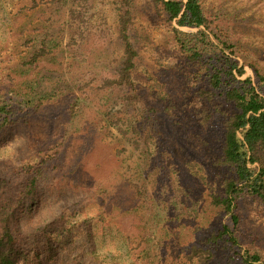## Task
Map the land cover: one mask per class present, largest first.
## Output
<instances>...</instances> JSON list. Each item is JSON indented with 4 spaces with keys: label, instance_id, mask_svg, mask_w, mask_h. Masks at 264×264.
<instances>
[{
    "label": "rangeland",
    "instance_id": "1",
    "mask_svg": "<svg viewBox=\"0 0 264 264\" xmlns=\"http://www.w3.org/2000/svg\"><path fill=\"white\" fill-rule=\"evenodd\" d=\"M131 1V41L141 57L133 73V102L127 97L134 93L127 89L102 88L105 80L115 79L125 58L118 35L126 0H66L60 25L64 53L41 60L29 72L22 67L26 52L21 34L40 29L50 11L35 12L32 0H0V93L24 89L38 75L44 98L27 125L0 136V180L24 181L23 169L41 168L50 159L38 206L20 225L22 234L29 235L66 215L71 239L57 246L51 264H190L186 256L221 223L208 202L211 194H220L225 172L217 166L214 142L202 125L204 111L214 105L200 98L195 68L180 52L173 32L198 30L170 22L152 0ZM202 3L210 15L220 17V34L235 45L241 64L253 63L264 73V0ZM246 78H254L250 66ZM67 86L72 93L66 96ZM76 96L84 105L75 119L68 107ZM216 102L224 112L234 111L232 105ZM149 106L162 111L158 122L169 141L163 161L168 179L154 166L159 146L134 145L133 125ZM110 116L113 120L98 133L100 120ZM194 205L199 220L189 216ZM156 209L164 210L166 218L160 242H148L149 218ZM240 211L245 246L264 257V206L253 199ZM85 220L92 222L91 231ZM36 236L30 235L31 244L42 246L43 237L36 241ZM215 255L212 264H229L223 248Z\"/></svg>",
    "mask_w": 264,
    "mask_h": 264
},
{
    "label": "trees",
    "instance_id": "2",
    "mask_svg": "<svg viewBox=\"0 0 264 264\" xmlns=\"http://www.w3.org/2000/svg\"><path fill=\"white\" fill-rule=\"evenodd\" d=\"M152 1L158 10L163 8L170 22H176L182 28L198 30L186 34L174 28L173 32L180 52L195 68V82L200 98L214 105L213 109L204 111L202 125L208 138L214 142L218 154L217 166L225 172L220 194H211L208 202L209 207L221 215L220 226L202 247L192 249L186 256L187 262L212 264L216 259L215 250L223 248L229 264H264L261 253L245 246L246 233L240 211L245 202L253 199L264 206V73L253 63L241 64L235 45L228 37L220 34L221 30L216 25L220 17L210 15L202 0ZM32 2V10L38 13L50 11L51 16L40 29L27 35L21 34L26 52L22 63L25 72L35 69L45 58L64 53L60 25L63 19L61 11L66 0ZM124 5L126 9L119 18L118 39L125 58L115 79L105 80L102 88L127 89L134 93L127 97L129 102H133L137 99L133 73L141 57L130 35L133 24L132 1L126 0ZM246 66L252 68L254 78L242 79L246 74ZM42 85L43 81L37 75L24 89L11 88L0 93V136L19 124L27 125L39 112L44 104V98L39 93ZM71 88L64 87L66 96L72 93ZM217 100L232 105L234 111L224 112ZM83 105L82 97L76 96L68 107L71 116L75 119L81 117ZM161 113V109L155 106L146 107L140 112L138 122L133 125L136 136L134 145L139 148L141 144L150 147L156 143L159 151L154 166L162 168L163 178L168 179L170 172L163 161L169 141L158 122ZM112 120L111 116L100 120L97 132L102 133L108 127L106 122ZM48 163L49 158L41 168L23 169V175L27 177L24 181L13 184L6 179L0 180V264H51L57 256V246L65 245L71 239V233L66 229V215L38 227L34 233L28 232L29 235L21 231L23 216L31 214L38 206L39 195L48 179ZM206 212V209L202 210V213ZM152 215L149 218L151 224L145 219V223L151 225V238L149 233L145 238L148 242L152 239L160 242L159 230H162L160 226L166 218L165 211L156 209ZM189 216L195 220L200 219L198 205L190 208ZM84 225L91 231L90 220H85ZM34 234L37 235L36 241L40 236L43 237L42 246L35 245V241L31 244L30 235ZM174 238L180 239L176 235Z\"/></svg>",
    "mask_w": 264,
    "mask_h": 264
}]
</instances>
